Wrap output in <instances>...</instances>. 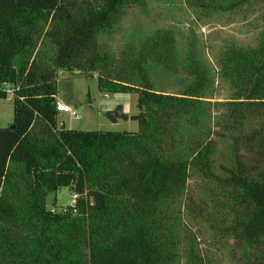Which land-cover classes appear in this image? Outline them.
Returning <instances> with one entry per match:
<instances>
[{
  "label": "trees",
  "instance_id": "obj_1",
  "mask_svg": "<svg viewBox=\"0 0 264 264\" xmlns=\"http://www.w3.org/2000/svg\"><path fill=\"white\" fill-rule=\"evenodd\" d=\"M145 1L0 0V99L13 97V121L0 127V264H180L170 212L192 174L215 183L231 217L226 232L254 253L250 264H264V24L256 46L221 54L230 97L218 103L215 131L209 72L191 50L178 64L172 30L108 45L127 9ZM185 2L204 14L264 5ZM153 65L191 80L179 94L156 91ZM62 71L95 75L104 93L137 94L138 130L58 127ZM213 134L227 135L234 151L222 175L212 167ZM61 187L72 189L73 205L48 209ZM188 252V264H199Z\"/></svg>",
  "mask_w": 264,
  "mask_h": 264
},
{
  "label": "rangeland",
  "instance_id": "obj_2",
  "mask_svg": "<svg viewBox=\"0 0 264 264\" xmlns=\"http://www.w3.org/2000/svg\"><path fill=\"white\" fill-rule=\"evenodd\" d=\"M264 5L242 7L235 11H212L202 13L188 6L185 0H146L141 6L127 9L108 45L121 46L124 42L139 39L151 32L167 28L176 39L177 61L180 65L193 51L197 60L209 72L210 85L205 101L211 103L210 125L217 131L216 122L223 108L218 104L230 97L229 83L221 74L219 59L223 50L235 45L254 47L263 28ZM154 89L159 92L179 94L190 82V76L182 70L170 72L153 65L150 72ZM57 98L70 106L78 115L57 113V126L75 130L136 131L137 120L118 119L110 121L106 113L122 106L124 113L135 115L137 94L104 93L98 89L95 75L86 76L81 71H62L57 78ZM13 121V97L0 99V127ZM214 150L212 167L222 175L221 165H234V151L227 135H212ZM185 196L170 212L172 227L177 234L178 260L188 264L192 246L199 264H250L254 253L235 241L225 227L230 223V214L219 206L221 197L215 183L198 174L188 179ZM74 203L70 187H61L46 198L48 209L62 210ZM189 253V254H188Z\"/></svg>",
  "mask_w": 264,
  "mask_h": 264
},
{
  "label": "water",
  "instance_id": "obj_3",
  "mask_svg": "<svg viewBox=\"0 0 264 264\" xmlns=\"http://www.w3.org/2000/svg\"><path fill=\"white\" fill-rule=\"evenodd\" d=\"M107 118L112 121V122H116L118 119H123V120H138V115H128L126 113H124L122 106L118 105L116 106L115 109L113 110H109L106 113ZM65 126L62 125L61 129H63Z\"/></svg>",
  "mask_w": 264,
  "mask_h": 264
},
{
  "label": "built area",
  "instance_id": "obj_4",
  "mask_svg": "<svg viewBox=\"0 0 264 264\" xmlns=\"http://www.w3.org/2000/svg\"><path fill=\"white\" fill-rule=\"evenodd\" d=\"M2 88L7 91L9 94H12L11 86L8 83H5L2 85ZM56 109L59 112H67L71 114L72 116L77 117L78 115L72 110V108L66 104H64L62 101H60L58 98H56ZM75 200V195H74Z\"/></svg>",
  "mask_w": 264,
  "mask_h": 264
},
{
  "label": "crops",
  "instance_id": "obj_5",
  "mask_svg": "<svg viewBox=\"0 0 264 264\" xmlns=\"http://www.w3.org/2000/svg\"><path fill=\"white\" fill-rule=\"evenodd\" d=\"M135 113H137V112H134V114H135ZM128 115H129V114H128ZM135 115H136V114H135ZM127 120H129V119H127Z\"/></svg>",
  "mask_w": 264,
  "mask_h": 264
}]
</instances>
